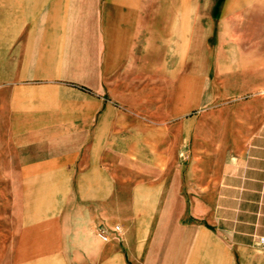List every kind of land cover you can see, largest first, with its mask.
I'll list each match as a JSON object with an SVG mask.
<instances>
[{
  "label": "crops",
  "instance_id": "0c3cea01",
  "mask_svg": "<svg viewBox=\"0 0 264 264\" xmlns=\"http://www.w3.org/2000/svg\"><path fill=\"white\" fill-rule=\"evenodd\" d=\"M203 1L0 0V264L150 256L168 142L186 146L192 218L168 264H264V7L224 0L209 58L180 73L162 40L170 23L193 50ZM205 96V121L168 136ZM113 224L119 239L100 240Z\"/></svg>",
  "mask_w": 264,
  "mask_h": 264
},
{
  "label": "rangeland",
  "instance_id": "374dc122",
  "mask_svg": "<svg viewBox=\"0 0 264 264\" xmlns=\"http://www.w3.org/2000/svg\"><path fill=\"white\" fill-rule=\"evenodd\" d=\"M224 0H208L203 1L201 4V9H205L208 5L209 8H211V12L209 15L205 17L200 18L199 22V30L198 34L196 35L195 42L193 44V50L188 49L187 46H184L185 44L180 43V36L178 39V35L174 26H171L170 23L167 25V36L166 39H163L162 42L164 44L163 48H160L161 55L166 62L167 66H172V64L178 59L181 58L182 62L184 63L183 66H181V72L185 73L187 69H189L190 65L193 63L199 64L203 63L204 59H208V54L206 55V51L208 53V50L211 46V44L218 41L219 38H221L222 33V16H218L219 10L223 7ZM248 9L258 10L261 11L264 7V0H247V6ZM161 8L164 9V4H161ZM163 11L158 9V12H156V16L152 17V19L157 21H162L163 16H158V14H162ZM159 23V22H157ZM162 23V22H161ZM180 33V32H179ZM205 33L207 36H205ZM142 36V35H141ZM162 44V43H161ZM209 46L208 48H205ZM147 49H149L150 55L154 54L155 46L151 44V46H146ZM187 47V48H186ZM145 46L143 44V47L141 45H137L134 47V53L136 57H139L141 55H145L144 50ZM178 56L177 57V54ZM189 63V65H186ZM176 74V77L178 73ZM169 77H172V75ZM177 83V80H176ZM152 82V88L153 87ZM170 85L167 84L168 89V97L167 100L169 103L170 99L173 98V92L170 91ZM208 105L207 97L205 96L201 102L199 107L195 111L188 112L187 114L181 116L180 118H172L169 121H167L168 125V136L174 135V132L170 130V128L177 122L182 121L185 124H189L190 121L193 120H202L205 121V110ZM203 116V117H202ZM142 119L146 122H151L152 120H148L147 118H143L140 115V118L138 120ZM169 141V137H168ZM168 153L170 154L169 158H171L168 161V188L174 189L172 192H169L166 196L163 197L162 201V207L154 208L152 210V224L150 228L151 236L149 240L147 241L148 248L151 249L152 253L150 256L146 257H140L135 258L136 261H138L137 264H159V249H160V243H163V249L166 250V262L168 264V261H173L175 259L174 257V249H175V235L179 232H183L184 227H189L192 221L191 215H190V191L189 187H187V183L185 182L187 179H189V161L186 160L184 155V150L186 146L183 147V145H170V142H168ZM171 147V148H170ZM187 171V172H186ZM186 173V175H184ZM181 175H184L182 178ZM182 179V186L183 191L180 192L177 190L180 184V180ZM157 204V202H156ZM118 224H113L109 228L102 227L101 229H98V232H108V230ZM121 235V231L119 234L114 235V238L119 239V236ZM162 236V242L160 241V237ZM133 241H130V247H133ZM143 259V261H142ZM134 259L130 257V264H135L133 262Z\"/></svg>",
  "mask_w": 264,
  "mask_h": 264
},
{
  "label": "built area",
  "instance_id": "2783aa9c",
  "mask_svg": "<svg viewBox=\"0 0 264 264\" xmlns=\"http://www.w3.org/2000/svg\"><path fill=\"white\" fill-rule=\"evenodd\" d=\"M119 233H120V227L117 226V225H114V226H112V228L109 230V232H103V231H100V232L97 233V236H98V238H99L100 240H102V241H106L107 238H108V236H109V234L117 235V234H119ZM257 244H258L259 246H261V247L264 246V239H263V238H260V239L258 240Z\"/></svg>",
  "mask_w": 264,
  "mask_h": 264
}]
</instances>
